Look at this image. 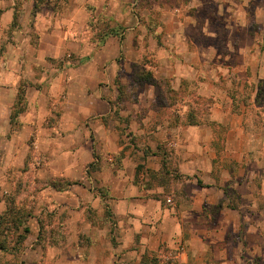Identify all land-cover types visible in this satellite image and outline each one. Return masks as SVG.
I'll return each instance as SVG.
<instances>
[{
    "label": "rangeland",
    "instance_id": "rangeland-1",
    "mask_svg": "<svg viewBox=\"0 0 264 264\" xmlns=\"http://www.w3.org/2000/svg\"><path fill=\"white\" fill-rule=\"evenodd\" d=\"M32 1L0 0V12L12 2L13 15L17 16L16 24L12 20L9 30L3 31L0 59L6 60L2 50L11 41V31L20 29L19 16L30 43L36 45L39 35L30 18L27 20L28 11L39 15L50 12L61 19L62 25L67 21L65 18H73L72 41L83 52L73 50L61 58L52 54L42 64L10 68L18 78L10 110L18 101L20 85L25 91V109L18 116L20 127L15 130L10 127L6 132L8 136L19 135L16 140L21 161L5 165L9 181L13 183L5 201L12 203L17 216L23 215L29 233L20 245L16 242L17 233L7 234L9 250L0 252V264H53L46 259L47 252L69 254L70 250H77L84 257L83 264H88L86 259L91 253L100 255L104 250L107 254L111 250L110 253H115L116 223L110 209L106 213L109 187L105 182L116 185L117 177L127 176L131 163L142 166L151 151L149 142L153 147L165 142L161 144L162 150L169 156L166 167L171 171L172 151L165 144L175 141L177 136L167 129L187 120L208 121L216 102L221 104L219 110H230L238 116L237 121L229 117L223 125L231 128L240 123L242 129L241 139L234 142L230 156H240L245 151L248 134L258 141L253 153L262 164L253 166L258 174L252 199L255 208L243 215L248 214L244 223H264V0ZM32 6L35 7L30 9ZM94 61L97 65L90 69ZM84 64L89 66H84L77 75H86L88 79L85 86L78 84L85 89V98L79 104L75 98L67 99L66 92H77V87H70L60 88L57 97L51 99L53 79L61 77L63 70ZM2 76L7 78V73L3 72ZM7 87L0 86V92L5 93ZM36 90L46 95V100L38 101ZM27 109L33 110L32 115L26 114ZM33 113L38 115L36 119L43 130V141L38 143L36 130L21 129V118L30 124ZM223 125L216 129L221 135ZM50 126L56 127V132H51ZM25 133L28 139L21 141L20 136ZM47 139L53 141L45 142ZM89 144L93 161L85 163L84 152ZM125 156L131 163L128 161L123 170ZM222 156L224 153L219 155ZM69 157L70 160L77 157L79 163H84L82 169L69 164ZM224 166L227 164L223 163ZM235 167L238 174L245 168L240 162ZM74 169L77 176L73 175ZM64 173L72 178L61 177ZM141 173H146L147 180H143L146 185L156 186L147 172ZM56 179L78 183L67 188L79 198L69 210L63 209L54 195L63 191L48 185ZM176 180L173 183L167 180L165 184L169 189L181 190L184 181ZM165 196V193L159 195L162 203L168 205ZM231 200L235 202L234 197ZM71 222L77 224V232L75 242L68 244L74 233L67 226ZM83 223L99 224V228L82 233ZM103 231L106 233L104 250ZM18 233L22 234L21 228ZM231 235L233 243L235 234ZM237 236L241 238L240 234ZM97 245L101 248L92 252L90 249ZM177 251L164 247L161 251L145 250L144 253L163 262L173 258L180 262ZM258 258L252 259V263L262 264ZM120 261L121 257L114 259V263Z\"/></svg>",
    "mask_w": 264,
    "mask_h": 264
},
{
    "label": "crops",
    "instance_id": "crops-1",
    "mask_svg": "<svg viewBox=\"0 0 264 264\" xmlns=\"http://www.w3.org/2000/svg\"><path fill=\"white\" fill-rule=\"evenodd\" d=\"M31 3H33L32 0ZM12 5L13 3L10 2L0 12V42L3 40V31L9 30V25L13 20ZM34 7L32 6L30 9ZM28 18L39 35L36 45L30 43L26 26L19 16L20 29L11 31V41H7L2 50L5 51L6 60L0 59V86L3 84L9 86L5 93L0 92V128L3 133L5 132L4 135L0 134V147L3 148L0 149V213L5 210L6 196L13 189V183L9 181L5 165L21 161L19 144H17L19 141L16 140L19 139V135L16 136L13 133L8 136L6 133L10 128V107L16 95L18 82V78L10 72V68L22 69L27 68V65L31 63L42 64L45 58L52 54L61 58L73 50L76 53L83 52L72 41L70 31L73 18H65L67 20L65 25H62L61 19L53 16L50 12L39 15L37 12L28 11L27 20ZM53 20H56L55 23ZM99 64H102V61ZM96 65L97 63L94 61L89 68L92 69ZM84 66L89 65L84 64L81 66L82 68L63 70L61 77L53 79L50 98H56L61 89L77 87V92L68 91L66 95L67 99L79 100L77 102L79 104L87 95L83 87H78V84L85 86V82L88 80L86 75H77L83 71ZM3 72L7 73L5 79L2 76ZM36 94L38 101L42 102L47 98L38 90H36ZM219 106L221 104L217 102L214 104L213 115L208 121L192 124L187 120L184 124H176L167 129L175 132V136H177L175 141H168L165 144L171 148L168 150L173 153H171V172L181 175L180 179L184 181L181 190L177 191L175 187L168 188L165 194L168 205L163 204L160 199L155 197L164 194V188L157 185L148 187L143 182V180H147L146 173H141L143 171H158L163 160L166 166L169 164V156L164 154L161 145L165 142H161L155 147L152 142L148 143L151 151L143 160L144 169L140 172L141 174L139 173L138 179H135V174L139 165L137 162L132 164L129 157L125 156L123 170L127 168L128 161L131 163L127 176L117 177L116 185L105 182V186L109 187L105 203L116 223L114 226H116L115 231L117 232V248L113 250L115 253H110L112 250L109 254L105 253L104 237L106 233L103 231L101 246L104 251L100 255L91 253L86 259L88 264H138L140 256L145 250L157 252L164 247L178 250L177 256L181 264H253L252 259L258 257L264 264V223H244L248 214L243 215V212H253L255 208L252 199L256 189L255 178L258 177V174L254 172L253 166L262 164L259 162L258 156H254L255 152L253 153L255 142L258 141L254 135L248 134L245 151H241L240 156H230L231 148L238 143L243 133L240 123L232 125L231 128L227 124L223 125L227 120L229 121V117L232 118V121H237L238 116L231 114L230 110H219ZM77 110H80V107ZM32 111L27 109L26 114L32 115ZM36 115L33 113V122L30 124L28 120L21 118V122H23L21 129L29 132L36 130V142L38 143L43 141L41 138L43 130L38 125L39 119H36ZM222 125L224 130L221 135L216 129ZM55 128L50 126L49 130L56 132ZM26 139H28V133H25V136H20L21 141ZM52 141L47 139L45 142L51 143ZM235 141L236 143H234ZM75 146L79 148L78 143ZM84 153L87 158L85 163L92 162V145H87ZM222 153L224 156L220 158L219 155ZM73 158L70 160L69 157V164L77 165L82 169L84 163H79L77 157ZM239 162L241 167H245L241 174H238L236 171L238 169L235 167ZM223 163H226L227 167L223 168ZM228 164H231V167ZM73 175L77 176L75 169ZM60 176L72 178V175L68 173ZM198 181L202 183V186L198 185ZM262 192L264 193V190ZM54 195L60 201L61 207L66 210H69L72 204L76 206L79 199L77 193L71 189L54 193ZM231 197H234L235 202L231 200ZM242 198L246 200L243 201ZM32 224L34 225V223ZM76 225L72 222L67 223V226L74 230L73 236L71 235L67 241L68 244L75 242ZM94 225L83 223L82 233L99 228V224ZM231 233L235 234L236 241L233 243ZM238 234L241 235L239 239ZM91 239L92 245H95L93 237ZM101 246H93L90 250L96 253ZM119 257H121V261L114 263V259ZM46 259L52 261L53 264H83L84 257L77 250H70L69 254H64L62 251L47 252Z\"/></svg>",
    "mask_w": 264,
    "mask_h": 264
},
{
    "label": "trees",
    "instance_id": "trees-1",
    "mask_svg": "<svg viewBox=\"0 0 264 264\" xmlns=\"http://www.w3.org/2000/svg\"><path fill=\"white\" fill-rule=\"evenodd\" d=\"M17 21V16L16 14L13 16V25L16 24ZM20 85V84H19ZM25 91L22 87V85L19 86L18 92H17V98L18 101L15 105H13V109L11 110L10 116H9V124L11 129H17L20 127V123L18 121V116L24 112L25 109ZM192 123V122H190ZM193 124V123H192ZM144 155H147L144 153ZM26 162V161H25ZM92 163L89 164L91 166ZM144 169V166H137L136 168V174H135V179H138L139 173ZM141 170V171H140ZM150 181H156V185L163 187L164 188V193L166 194L168 187L165 184L167 180L172 182V180L180 179L181 175L176 174L175 172H171L170 169L166 167L165 161H162L161 168L154 172V171H148L147 172ZM198 185L202 186V183L200 181L197 182ZM78 184L75 182H70V181H65L62 179H56L50 181L48 184L50 187L56 189V190H61L65 191L67 188H69L71 185ZM148 187H152V184L149 183L147 185ZM14 193V192H13ZM160 199L159 196H155ZM6 202V201H5ZM5 210L0 214V252L5 253L7 252L8 249V243H7V234L10 231H14V233H17L18 238H17V243L20 245L24 242L26 239V235L29 233V228L25 225L26 221L22 216H17L15 213V209L12 206V203L6 202L5 204ZM106 213L109 214L108 208L105 205ZM18 212V211H17ZM14 215V216H13ZM10 225V226H9ZM21 228L22 234H19V229ZM139 264H180V262L176 259H170L167 262H163L160 258L155 257L151 255L150 253L146 252L143 254L141 257L140 263Z\"/></svg>",
    "mask_w": 264,
    "mask_h": 264
}]
</instances>
